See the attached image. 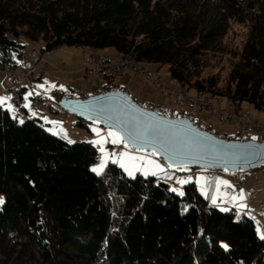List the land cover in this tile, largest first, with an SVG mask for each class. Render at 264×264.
<instances>
[{"label": "trees", "instance_id": "1", "mask_svg": "<svg viewBox=\"0 0 264 264\" xmlns=\"http://www.w3.org/2000/svg\"><path fill=\"white\" fill-rule=\"evenodd\" d=\"M232 22L247 34L226 77L203 75L210 58L228 53ZM39 41L45 52L112 48L190 93L264 111V0H0L3 61L18 68ZM44 124L18 123L0 106V264H264L250 217L210 205L192 181L180 195L112 163L97 175L91 142L68 143Z\"/></svg>", "mask_w": 264, "mask_h": 264}, {"label": "rangeland", "instance_id": "2", "mask_svg": "<svg viewBox=\"0 0 264 264\" xmlns=\"http://www.w3.org/2000/svg\"><path fill=\"white\" fill-rule=\"evenodd\" d=\"M247 34V26L239 23L232 22L230 25V28L227 32V34L223 38V43L226 46V50L228 53H218L216 57H212L207 62V67L204 68L203 75H210L215 74L220 78V80H224L226 77L232 63L234 62L233 53L240 50ZM26 42V40H25ZM28 47H33L37 49H41V46L38 44V42H29ZM99 52V53H98ZM98 54H102L103 56H110V54H115V50L112 48H106L103 50L98 51ZM43 58L40 60L37 65L38 67L42 65L43 61H45V71L44 73L45 77L49 78L50 80H56L60 82L62 85H66L67 87L75 90L76 93H87L86 90H89L90 92H95L97 90H100V88L97 86V83L95 79L92 76L89 77H83L81 72H78L77 67L80 65H84V60L82 59V53L83 48L78 45H72V46H59L53 50L50 51H43ZM83 67V66H82ZM153 69V66H150ZM148 68V67H147ZM61 72L56 73L54 76L51 77L49 72ZM82 71V68H81ZM156 71V70H155ZM0 72L7 75L3 70H0ZM157 72H164L162 69L161 71ZM84 74V73H83ZM85 75V74H84ZM168 75V74H167ZM86 76V75H85ZM169 76V75H168ZM142 78V77H141ZM140 77L135 76L133 83H134V90L137 93L136 96L134 95L133 98L142 106L145 107L146 102L151 103L153 105H149L151 107L150 109L156 110L157 112H163L162 109H165L163 113H169L170 116H173L174 114L179 113V106L173 103H170L161 92L153 90L150 88ZM118 86H122V84L119 83ZM125 90H127L125 88ZM10 92V90H9ZM192 94H196V92H193ZM212 95V93H211ZM63 96V95H62ZM214 96V94L212 95ZM213 102L217 101H224L225 105L227 99L226 97H220L215 95ZM235 105H237L235 103ZM238 108L244 107L251 111L252 116L262 122H264V111H256L251 108L248 104H243L242 106L237 105ZM148 108V107H147ZM11 115L14 116V113L11 112ZM192 119H194L196 122H198L199 126H202L204 128H209V131L214 132L216 135H232L231 137H236L235 128L230 122H226L224 124H218L217 120L214 117H207L199 113L198 111H193L191 116ZM196 118V119H195ZM77 116L75 114H72L70 112H66L64 116L62 117H54L52 120H50L49 124H44V128L57 135L61 139L65 140L66 142L70 143L69 141L75 142V141H97L101 140V138H106L107 142L104 143H92L98 153V158L95 162L91 163L89 165L90 170L94 172L92 169L97 167L101 161L103 160L105 162V168L109 163L117 165L127 177H134L137 174L143 175L145 177L147 176H153L158 181L166 182L169 186V189L173 190L176 189V193L180 194L183 193L182 191V183L181 181L184 180L179 172L175 171L178 169H184L187 167L184 166H170L164 161H161L160 158L155 157L156 155L152 151L148 150H137L133 149L130 145L126 143H112L111 140L112 137L108 136L109 131H115L111 128H108L99 122L95 120H90L86 122V126H79L77 124ZM18 123H21L23 119L18 118ZM58 122V123H55ZM94 129L98 131H94ZM116 132V131H115ZM99 133V134H98ZM101 148L104 149V151H101ZM122 153H127L129 155L122 156ZM130 157H135L136 159H130ZM143 158V159H141ZM160 161H159V160ZM151 160L154 163L149 164L148 161ZM164 162V163H163ZM121 163L125 165V167L121 166ZM155 164H159L160 167L163 170H159L155 167ZM167 164V165H166ZM104 168V169H105ZM128 168L133 172V175H129L128 171L125 169ZM196 170H204L207 172H213V170L205 169L196 167ZM249 172H255L258 175V179L264 178V164H261L257 166L254 169L247 170ZM145 172H148L147 175H145ZM229 174H231L234 171H225ZM154 173V174H153ZM220 180V177H217ZM222 178V177H221ZM214 187L211 189L212 193ZM212 196V204L210 205H218L221 210L230 209L225 208L228 207L226 205L225 200H219L216 199V196L214 193ZM264 196V195H263ZM263 198L260 193H258L255 197L250 199L249 209L248 213H251L253 216L260 217V222L264 223V216L262 214V210H264V202ZM215 200V203L213 202ZM218 201V202H217ZM241 203V202H240ZM239 202L235 203V209L238 210V213H242L246 208H241L238 205ZM258 219V218H257ZM258 235L260 236V233L262 232L261 227L259 226L258 229ZM98 264H104V262H100Z\"/></svg>", "mask_w": 264, "mask_h": 264}, {"label": "water", "instance_id": "3", "mask_svg": "<svg viewBox=\"0 0 264 264\" xmlns=\"http://www.w3.org/2000/svg\"><path fill=\"white\" fill-rule=\"evenodd\" d=\"M58 104L115 130L133 149L152 151L171 166L247 171L264 164V139L218 136L188 117L165 116L144 107L121 88L80 97L63 95Z\"/></svg>", "mask_w": 264, "mask_h": 264}, {"label": "built area", "instance_id": "4", "mask_svg": "<svg viewBox=\"0 0 264 264\" xmlns=\"http://www.w3.org/2000/svg\"><path fill=\"white\" fill-rule=\"evenodd\" d=\"M41 46V45H40ZM41 49L27 47L23 52L20 66L13 67L10 62L3 61V53L0 51V70H3L9 78V90L14 98H17L21 89L31 88L33 81L38 77L37 63L43 58ZM82 72L86 76H92L97 86L107 90L118 88L121 77L127 71L139 74L144 83L156 91H160L170 103L179 106L180 116L188 117L193 111H198L204 116L214 117L218 124L232 123L235 128L236 138L241 139H264V122L254 118L250 110L237 105H225L224 101L206 102L203 96H195L185 87L176 86V80L163 72L146 73L131 69V64L122 60V55L107 58L102 54L90 52V59H83ZM30 107L27 108L29 117L39 118L47 123L54 117H62L67 112L57 101L51 100L40 94L31 95ZM46 118V119H45ZM196 119V118H195ZM213 172L226 176L225 170L216 169Z\"/></svg>", "mask_w": 264, "mask_h": 264}, {"label": "crops", "instance_id": "5", "mask_svg": "<svg viewBox=\"0 0 264 264\" xmlns=\"http://www.w3.org/2000/svg\"><path fill=\"white\" fill-rule=\"evenodd\" d=\"M115 56H116V52H115V54H110V56H105V57L114 58ZM44 64H45V61H43L42 65H40L39 67L37 65V68L40 71L38 74V77L33 81L31 88L25 89L23 91L20 101H17V99L12 96L11 92H9V83L10 82H9L8 76L5 75L4 73L0 72V97H9L10 98V99L6 100L4 104H2L0 106L5 108L10 113V115H11V112H13L14 113L13 117H15L16 119L21 118L24 120V119L29 117V114L27 111L28 107L24 106L26 103H29V99L31 97V96H29V93H33V94L38 93L40 95L46 96L49 99L57 101V102H58L59 97L62 95H64V96L72 95L71 97H80V96H86V95L93 93V92H90L89 90H86L87 93H84V94L80 93L79 94V93L74 92L75 90L67 87L66 85H62L60 82H58L56 80H50L49 78L44 76L45 75L44 73H46ZM82 66H83V63H82V65L77 67L78 72L82 73V71H81ZM49 73L52 77L56 73H61V72L58 71V72H49ZM82 75L85 78L89 77V76H85L83 73H82ZM137 75H138V77L141 78V76L139 74H137L133 71H127L126 74H124L120 79V84H122L123 87H121V86H119V87L123 91H126L127 93L132 95V97L134 95L136 96V94H137L134 90V83H133L134 77ZM53 85H55V87H53ZM41 86H43V87H41ZM125 88L127 90H125ZM26 97H27V99H26ZM9 105H11V108H9ZM149 105H153V104L146 102L145 107L151 108V107H149ZM174 115H178V113L174 114ZM47 124H49V123H47ZM231 136L232 135H225L224 137L231 138ZM155 157H158V156H155ZM161 161H163V160H161ZM184 167H186V166H184ZM175 171L179 172V174L182 177H184L183 178L184 180H182V181H186L185 183H182V191H183V185L186 184L187 182L192 181L196 185L198 191L202 194V196L208 202H210V203L212 202L211 201L212 200L211 195L214 193V195L216 196V199L225 200L226 205L228 206L225 208H230L232 206L230 209H227V210L233 209L237 213H238V210L235 209L234 207H235V203L236 202L240 203V201L232 200V196L238 195L240 193V191L243 190L246 199L242 203H245L248 207L244 211H242V213L245 214L246 216L250 217L253 220V222L255 223L256 230L260 226L262 232H264V223L260 222V217L258 216V214L256 213L257 216L255 217V216L251 215V213H248L250 199L255 197L258 193H260L261 196L264 197L263 196L264 195V178H263V180L262 179L259 180L258 175L255 172L251 173V172L246 171V170H237V171L232 172L231 174L226 172V176L219 175L215 172L196 170V168H190V167H187L184 169H178L177 168V170H175ZM202 177H206L207 180L201 179ZM217 177H220V180L228 181L229 184L231 185V187H229L227 185H223V184L217 185V183H216V181L218 179ZM213 187H214V189H213L214 191L212 193L211 189ZM263 202H264V198H263ZM212 206L219 208L218 205H212ZM219 209L221 210V208H219ZM261 212L264 216V210H262Z\"/></svg>", "mask_w": 264, "mask_h": 264}, {"label": "snow or ice", "instance_id": "6", "mask_svg": "<svg viewBox=\"0 0 264 264\" xmlns=\"http://www.w3.org/2000/svg\"><path fill=\"white\" fill-rule=\"evenodd\" d=\"M41 87H43V86H41ZM53 87H55V85H53ZM61 87H62V86H61ZM36 94H38V93H36ZM31 95H33V93H29V96H31ZM8 99H10V98H9V97H0V105L4 104L5 101L8 100ZM26 99H27V97H26ZM24 106H25V107H30V102H29V103H26ZM9 108H11V105H9ZM45 119H46V118H45ZM21 122H22V121H21ZM55 123H58V122H55ZM94 131H98V130L94 129ZM98 134H99V133H98ZM108 136L113 138V139L111 140V142L114 143V144H115V143H126V142L123 140V138L120 136V134H119L118 132H115V131H109ZM253 139H255V137H254ZM69 142L72 143V141H69ZM104 142H107L106 138H101V140H97V141H91V143H104ZM101 151L103 152L104 149L101 148ZM121 155H122V156H126V155H129V154H127V153H122ZM129 158H130V159H133V160L136 159L135 157H130V156H129ZM141 159H143V158H141ZM148 163H149V164H153L154 162L151 161V160H149ZM121 166H122V167H125V165H124L123 163H121ZM170 166H171V165H170ZM155 167H156L157 169H159V170H163V169L160 167L159 164H155ZM104 168H105V162L102 160L101 163H100L97 167L93 168L92 170H93L94 172H96L97 175H102L103 172H104ZM125 170L128 171V174H129V175H133V172H132L131 170H129L128 168H126ZM225 171H227L226 168H225ZM147 174H148V172H145V175H147ZM153 174H154V173H153ZM201 179H203V180H207L206 177H202ZM185 182H186V181H181V183H185ZM216 183H217V185L223 184V185H227V186L231 187V185L229 184L228 181H223V180H218V179H217ZM173 191H176V189H173ZM181 194H182V193H181ZM245 199H246V197H245V194H244L243 190H241L240 193H239L238 195H234V196H232V200H234V201H240V202H241V203L238 205V206L241 207V208H247V207H248L245 203H242ZM213 202L215 203V200H214ZM2 203H3V198H0V204H2ZM225 210H227V209H225ZM260 238H261V239H264V232H261V233H260ZM223 246L225 247V249H227V247H228L227 245H223Z\"/></svg>", "mask_w": 264, "mask_h": 264}, {"label": "bare ground", "instance_id": "7", "mask_svg": "<svg viewBox=\"0 0 264 264\" xmlns=\"http://www.w3.org/2000/svg\"><path fill=\"white\" fill-rule=\"evenodd\" d=\"M38 44H41V42L39 41ZM91 51H92L93 54H98L97 51L93 50L92 48L83 47L82 59H90V52ZM117 55H122V54H117ZM122 60H124L126 64H131V69H134L136 71H143V72H146V73L157 72V71H150L146 67H144L143 65L138 64V63L134 62L133 60H131L130 58H128L126 56H123V55H122ZM176 86L183 87L178 81H176ZM203 93H205V101L206 102H213L212 100L214 99L215 95L212 96L210 93L196 92V94H193V95H195V96H203ZM226 104L235 105V103L232 100H229V99H227Z\"/></svg>", "mask_w": 264, "mask_h": 264}]
</instances>
